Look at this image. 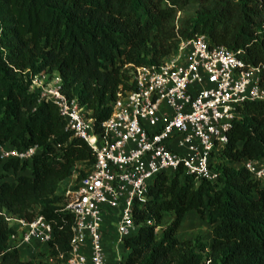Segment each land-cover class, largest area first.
Here are the masks:
<instances>
[{"label":"trees","instance_id":"trees-1","mask_svg":"<svg viewBox=\"0 0 264 264\" xmlns=\"http://www.w3.org/2000/svg\"><path fill=\"white\" fill-rule=\"evenodd\" d=\"M196 36L208 47L239 51L247 66H264V0H0V145L37 149L28 161H0V264H34L20 260L9 241L16 228L3 214L25 223L41 217L51 228L42 254L63 263L55 258L67 255L73 218L59 188L94 164L55 107L29 92L28 76L56 74L62 94L99 134L115 95L131 90L132 69L159 66L178 41ZM236 112L242 117L226 134L214 184L178 169L152 179L144 204L132 202L136 229L122 241L123 264H264V183L238 167L264 158V102ZM188 213L209 227L207 245L176 238Z\"/></svg>","mask_w":264,"mask_h":264},{"label":"built area","instance_id":"built-area-1","mask_svg":"<svg viewBox=\"0 0 264 264\" xmlns=\"http://www.w3.org/2000/svg\"><path fill=\"white\" fill-rule=\"evenodd\" d=\"M240 55L208 47L203 36L178 41L174 54L159 66L132 69L131 90L115 95L99 134L93 132L92 120L77 102L62 94L56 74L28 76L29 92L51 103L64 131L81 140L94 157L89 172L63 192V210L70 213L73 225L66 257L57 255L55 260L105 264L101 226L103 217L112 213V262L123 264L122 241L136 229L131 204H144L156 175L179 169L194 182H216V158L231 125L242 117L236 110L243 104L264 102V66H247ZM36 152L35 147L18 152L0 145V161L24 162ZM238 167L251 181L264 183V158L243 161ZM2 218L16 228L9 237L15 248L51 240L50 225L39 216L29 223L4 214Z\"/></svg>","mask_w":264,"mask_h":264},{"label":"rangeland","instance_id":"rangeland-1","mask_svg":"<svg viewBox=\"0 0 264 264\" xmlns=\"http://www.w3.org/2000/svg\"><path fill=\"white\" fill-rule=\"evenodd\" d=\"M80 166H76V168H79ZM75 173V171H74ZM74 175V174H73ZM5 178H7L6 180L8 182H12L13 177L12 175H8ZM72 178L68 179L67 182L60 186V191L64 192V188H68L69 185L72 183ZM170 221L169 216L165 215L164 218V222H163V226L167 225V223ZM114 226H115V219H113L111 217V219L109 218H105L103 220V224H102V237H103V242H107L109 241V238L113 236L114 234ZM183 229L180 232L181 236L183 239L185 238V236H192L189 240H192L195 237L200 238L201 242L204 244H208L209 242V227L207 226L205 221L199 220L198 217L193 216L192 218H187V220H185V223L183 225ZM159 232L157 230L156 232V236L159 235ZM194 235V236H193ZM114 237V236H113ZM44 254H36V256L34 258H32L31 260L34 262V264H63V263H55L54 260H50L48 257L44 256Z\"/></svg>","mask_w":264,"mask_h":264},{"label":"crops","instance_id":"crops-1","mask_svg":"<svg viewBox=\"0 0 264 264\" xmlns=\"http://www.w3.org/2000/svg\"><path fill=\"white\" fill-rule=\"evenodd\" d=\"M62 184L64 185V183H62ZM105 218L111 219V215L106 214L103 217V220ZM187 218L188 219L192 218V214H190V213L186 214V217L182 221V223H181V225H180V227H179V229H178V231L176 233V238L179 241L189 240L192 237V236H187L186 235L185 238L183 239L182 237H184V236H181V234H180V232L182 231V229L184 227L183 225L185 223V220H187ZM113 236H114V234H113ZM113 236L109 238V241H107V242L105 241L104 242L105 264H113V262H112V248H111V244H112V242L114 240ZM16 248L18 250L19 258L22 261L31 260L32 258H34L36 256L37 253H38V255L43 253V247L41 245H39V243L37 241H32V244L29 245V246L20 245V246H17ZM125 254H126V252L121 251V255L123 257L125 256Z\"/></svg>","mask_w":264,"mask_h":264}]
</instances>
